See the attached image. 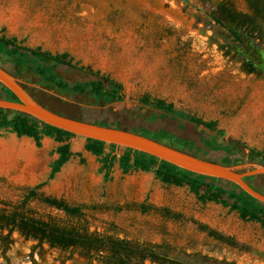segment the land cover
<instances>
[{
    "label": "rangeland",
    "instance_id": "rangeland-1",
    "mask_svg": "<svg viewBox=\"0 0 264 264\" xmlns=\"http://www.w3.org/2000/svg\"><path fill=\"white\" fill-rule=\"evenodd\" d=\"M212 11L223 26L208 16ZM2 34L29 48L68 53L73 62L123 85V103L104 104L24 84L32 99L52 112L149 139L169 131L192 142L202 159L218 163L225 156L200 142L214 133L153 118L155 111L138 102L147 94L217 121L223 144L239 140L264 149V74L246 65L253 51L264 53V0H0ZM56 72L69 83L93 79L65 66ZM5 143L0 140V147ZM11 145L22 152L33 149L28 142ZM51 162L42 150L21 157L0 148V207L17 206L46 180ZM99 168L93 160L70 162L38 191L81 206V215H67L37 199L28 203V214L128 241L140 254L61 248L0 229V264H264L259 224L243 222L220 205H202L186 187L163 185L152 173L123 176L115 163L112 181L104 182Z\"/></svg>",
    "mask_w": 264,
    "mask_h": 264
},
{
    "label": "trees",
    "instance_id": "trees-1",
    "mask_svg": "<svg viewBox=\"0 0 264 264\" xmlns=\"http://www.w3.org/2000/svg\"><path fill=\"white\" fill-rule=\"evenodd\" d=\"M183 1L187 2V0ZM208 16L217 25L223 26L221 21L214 16L213 11ZM232 34L235 39L239 40L236 34ZM23 42V40H18L16 37L0 35V67L24 84L35 85L40 89L70 98L85 96L94 103H123L125 99L123 85L109 75L94 71L90 66L79 65V62H73L68 53L52 54L43 51L40 47H26ZM246 65L250 72L263 75L264 53L253 51ZM58 66L77 70L91 76L93 79L74 83L66 82L56 72ZM24 88L28 91L27 87L24 86ZM0 98L18 102L16 96L1 84ZM138 102L143 108L155 111L153 118L159 116L179 124L186 122L196 128L202 127L214 133L212 139L200 138V142L205 147L212 150H222L225 153V156L218 162L220 164L225 166L243 165L249 161L257 165H264V149L259 150L250 147L239 140H233L226 144L219 142V139L224 135V131L218 128L217 121H205L200 117L176 109L172 103H167L163 99L152 98L147 94H143ZM73 119L79 120L78 118ZM98 125L102 126L101 124ZM120 129L133 132L125 128ZM6 133L15 134L17 138H31L38 149L42 147L41 140L43 137L52 138L59 145L54 150L57 158L49 164L50 171L46 180L29 189L17 206L10 207L4 204L0 207V229L16 230L24 237H32L38 239L39 242H46L51 246L61 248H106L110 251L140 254V251L133 249V245L128 241L88 234L86 231L75 228H65L29 215L27 205L34 199L62 210L67 215H81V206H70L62 200L38 193L40 189L55 178L61 168L72 158L74 154L71 151V143L68 141L77 137L69 132L45 125L29 115L0 109V138ZM151 139L180 152L200 158L195 151H192L195 147L192 142L178 140L169 131L160 130L157 139ZM84 141L85 150L94 155L100 163L99 173L102 174L104 182L112 181L111 175L115 163H117L123 176L133 172L152 173L154 179L163 185L186 187L188 192L194 195L200 204L214 203L220 205L222 208H226L228 212H235L239 220L257 223L264 229V205L249 196L234 183L198 175L129 148L117 147L114 144H106L92 139H84ZM106 146L108 147L107 152L105 150ZM119 149L122 150V153L116 156L115 152ZM195 150L198 151L197 148ZM247 158H250V160ZM84 161L85 159L80 157L79 162L83 163ZM244 180L249 183L253 190L264 194V175L247 177Z\"/></svg>",
    "mask_w": 264,
    "mask_h": 264
},
{
    "label": "water",
    "instance_id": "water-1",
    "mask_svg": "<svg viewBox=\"0 0 264 264\" xmlns=\"http://www.w3.org/2000/svg\"><path fill=\"white\" fill-rule=\"evenodd\" d=\"M0 84L18 99V102H15L0 98V109L29 115L45 125L74 134L77 138L98 140L106 144H114L117 147L129 148L151 155L180 169L234 183L264 205V194L253 190L244 180L247 177L264 175V165L225 166L180 152L137 133L59 115L34 101L24 88V83L1 67Z\"/></svg>",
    "mask_w": 264,
    "mask_h": 264
},
{
    "label": "crops",
    "instance_id": "crops-1",
    "mask_svg": "<svg viewBox=\"0 0 264 264\" xmlns=\"http://www.w3.org/2000/svg\"><path fill=\"white\" fill-rule=\"evenodd\" d=\"M0 140H3V141L6 142L4 145H2L0 147L1 148V152H9V153L15 154V155L19 154L22 157V156H26L29 152H31L33 150H42L44 153L50 154V156L52 158V162L57 158V155L54 153V150L56 149V147L59 144L57 142H55L52 138H49V137H43L42 138V140H41L42 147L39 148V149L36 148L33 139L26 138V137L17 138L15 134H11V133H6L3 137L0 138ZM15 142L18 143V145L23 143V142H28L30 145L33 146L32 147L33 149H31L29 152H22V151L19 150L18 146H12L11 145V143L14 144ZM68 142L71 143V151L73 152L74 155L72 156L70 161L67 162L66 164H68L70 162L73 163L76 160L79 161V159L81 157V158H83L85 160H93L94 162H96L98 164V166H100V163L97 161V158L94 155H92L90 152H87L85 150V148H84V145H85L84 139L72 138ZM47 169H48V173H49V171H50L49 166H48Z\"/></svg>",
    "mask_w": 264,
    "mask_h": 264
}]
</instances>
